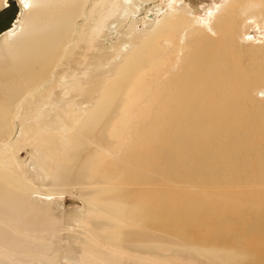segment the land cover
Instances as JSON below:
<instances>
[{"label":"bare ground","instance_id":"6f19581e","mask_svg":"<svg viewBox=\"0 0 264 264\" xmlns=\"http://www.w3.org/2000/svg\"><path fill=\"white\" fill-rule=\"evenodd\" d=\"M18 2L22 19L0 36V264L38 257L72 264L55 251L62 233L55 213L29 199L39 187L21 149L47 172L48 191L77 189L86 203L85 236L74 240L81 251L68 255L76 264H88L89 241L99 244L94 230L126 243L132 234L119 221L183 240L186 227L204 224L208 242L214 235L232 243L238 232L264 242V195L245 191V206L218 195L264 183V107L255 94L264 87V35L254 40L245 31L248 19L264 23V0H223L201 27L184 4L170 2L154 28L111 62L109 79L87 66L115 6L70 43L87 0ZM68 44L70 58L57 69Z\"/></svg>","mask_w":264,"mask_h":264},{"label":"rangeland","instance_id":"374dc122","mask_svg":"<svg viewBox=\"0 0 264 264\" xmlns=\"http://www.w3.org/2000/svg\"><path fill=\"white\" fill-rule=\"evenodd\" d=\"M15 1L18 6V11L12 26L8 29L14 27L22 19L24 14V10L18 0ZM173 1L182 3L187 7L188 11L186 15L192 20H198V23H194L195 26L199 25L198 27H201L200 21L211 18L212 13H215L223 2V0H103L97 3L98 0H87L82 9V16L77 20L76 32L70 43L80 39L82 34L90 33L94 26H96L100 15L106 12V10L108 11L114 8L116 13L108 16L104 20V24H102L103 27L101 26V34L98 37V45H100H96L91 56H88L87 66L88 72L91 75L100 74L99 78L106 76L105 79H109L113 73L111 62H120L123 55L133 49L137 41L142 37V34L154 28L160 14ZM4 3L5 0H0V7ZM112 6L115 7L112 8ZM245 29L247 33L246 37L249 35L247 38L258 40L261 39V35H264V23L252 24V21L248 19ZM160 44L167 45L164 40H161ZM116 46L117 51L115 53L114 47ZM66 47L64 57L66 60L63 59V61L57 62V69H60V65L70 58L72 49H70L69 44ZM106 53H112L113 57L107 59L103 56ZM101 57H104V62L98 64L97 62ZM95 78L99 80L97 76ZM52 82L53 80L50 78L45 84L30 91L33 92L32 94L40 93L49 84H52ZM91 89L93 90L90 96L92 95L91 97H94L97 95L99 85L92 86ZM32 94L31 96H33ZM255 94L258 98L262 99L261 105L264 107V87L257 89ZM31 96L28 97L30 98ZM29 98H25V102ZM17 130L13 136V141L17 135H20V127ZM29 152L28 149H21L17 155L29 168V172L31 173V177L29 178L30 182L39 187V190L30 193L29 199L53 210L55 213L54 216L58 221L56 225L61 229L60 232H62L55 238L57 239L55 240V251L60 256L62 255L60 258L61 263L71 262L72 264H76L75 259L72 258V261H70L68 255H77L81 251V248L77 247V244H74V240L76 237L82 240V237L85 236V232L80 226L85 219L86 203L79 195L77 189H66L65 191L54 189L48 191L47 182L49 176ZM31 183L30 185L34 187ZM183 189L185 191L190 190L188 188ZM225 189L228 191L225 193L226 195L222 193L218 195H224L226 202L237 206H245L248 204L247 198L244 199L245 191H257L264 195V183H256L245 187L235 185ZM228 193L229 195L227 196ZM260 193H256V196L262 197ZM257 197L253 198L250 203L251 207H255L258 203ZM262 212L264 213L263 209ZM119 222L122 223L126 234H132L129 235L132 238L128 237L126 243H122L120 238L111 241L94 230V235L98 238L99 244L97 245L92 240H88L90 242H88V264H100L98 260L103 262L101 264H264V255H262L264 253V242L254 244L260 239H254V241L249 240V236L244 232L248 224L237 225L240 230L246 227L243 229L244 233L240 234L238 232L235 233L237 236L232 237L234 246L227 239L219 238L221 239L219 240L214 235L209 239L210 242L206 241L204 235L209 228L204 227V224L201 226L191 225L186 227L184 231L188 234L186 238L188 240H183L184 238L181 236L180 238L170 231L159 228L149 229L147 231L143 227H139L138 229L137 227H132L133 225L131 224H125L123 221ZM142 228L143 231L141 230ZM138 235L140 238L136 237ZM135 238L136 242L134 241ZM48 254H51V252ZM32 261L33 264L43 262L39 257ZM20 263L25 264V261H20Z\"/></svg>","mask_w":264,"mask_h":264},{"label":"water","instance_id":"95a60500","mask_svg":"<svg viewBox=\"0 0 264 264\" xmlns=\"http://www.w3.org/2000/svg\"><path fill=\"white\" fill-rule=\"evenodd\" d=\"M17 11L18 6L15 0H5L3 6L0 7V32L9 27Z\"/></svg>","mask_w":264,"mask_h":264},{"label":"flooded vegetation","instance_id":"af4514ba","mask_svg":"<svg viewBox=\"0 0 264 264\" xmlns=\"http://www.w3.org/2000/svg\"><path fill=\"white\" fill-rule=\"evenodd\" d=\"M2 6H3V5H2ZM5 32H7V30H6V31H3V33L0 32V36H1L2 34H4Z\"/></svg>","mask_w":264,"mask_h":264}]
</instances>
